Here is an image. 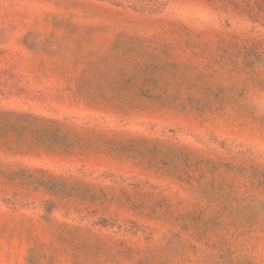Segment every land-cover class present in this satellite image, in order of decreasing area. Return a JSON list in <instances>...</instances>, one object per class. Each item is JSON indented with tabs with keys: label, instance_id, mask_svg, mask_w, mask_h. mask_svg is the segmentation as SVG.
<instances>
[{
	"label": "rangeland",
	"instance_id": "rangeland-1",
	"mask_svg": "<svg viewBox=\"0 0 264 264\" xmlns=\"http://www.w3.org/2000/svg\"><path fill=\"white\" fill-rule=\"evenodd\" d=\"M0 264H264V0H0Z\"/></svg>",
	"mask_w": 264,
	"mask_h": 264
}]
</instances>
